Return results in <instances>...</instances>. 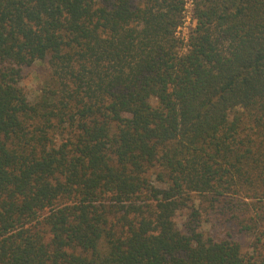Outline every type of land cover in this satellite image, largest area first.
I'll use <instances>...</instances> for the list:
<instances>
[{
    "label": "trees",
    "instance_id": "1",
    "mask_svg": "<svg viewBox=\"0 0 264 264\" xmlns=\"http://www.w3.org/2000/svg\"><path fill=\"white\" fill-rule=\"evenodd\" d=\"M190 1L0 0V264H264V0Z\"/></svg>",
    "mask_w": 264,
    "mask_h": 264
},
{
    "label": "rangeland",
    "instance_id": "2",
    "mask_svg": "<svg viewBox=\"0 0 264 264\" xmlns=\"http://www.w3.org/2000/svg\"><path fill=\"white\" fill-rule=\"evenodd\" d=\"M192 3L190 0H187L184 10L182 12V20L181 23L176 28L175 34L183 42L186 41L187 36L189 34L190 29L193 26L192 19ZM48 74L47 65L41 61H35L29 66H25L21 71V77L19 81V85L22 88V91L25 93L26 98L29 102H34L38 99L42 85L44 80L46 79ZM151 180H154L153 176L150 177ZM154 182V181H153ZM155 185H159L154 182ZM193 196V195H192ZM193 198H198V195H194ZM197 202V201H196ZM197 210H199L197 208ZM190 210L182 209L176 213L174 218L175 222L179 225L185 220V218L189 215ZM205 215L202 214V211L199 212L200 222L203 223L205 220ZM244 247L250 242V239L246 235H240L236 237Z\"/></svg>",
    "mask_w": 264,
    "mask_h": 264
}]
</instances>
